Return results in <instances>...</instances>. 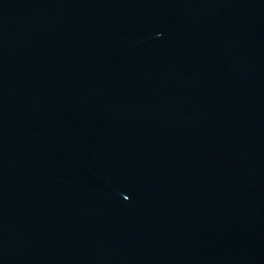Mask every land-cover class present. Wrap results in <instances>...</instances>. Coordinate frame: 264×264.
<instances>
[{
	"label": "water",
	"instance_id": "obj_1",
	"mask_svg": "<svg viewBox=\"0 0 264 264\" xmlns=\"http://www.w3.org/2000/svg\"><path fill=\"white\" fill-rule=\"evenodd\" d=\"M0 264H264V0H0Z\"/></svg>",
	"mask_w": 264,
	"mask_h": 264
}]
</instances>
